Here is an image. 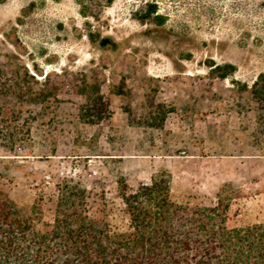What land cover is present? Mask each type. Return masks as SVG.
I'll return each instance as SVG.
<instances>
[{"label": "rangeland", "instance_id": "1", "mask_svg": "<svg viewBox=\"0 0 264 264\" xmlns=\"http://www.w3.org/2000/svg\"><path fill=\"white\" fill-rule=\"evenodd\" d=\"M256 82L264 0H0V190L43 231L84 188L124 232L119 182L165 170L176 203L213 205L224 186L228 227L263 223ZM97 96L104 118L86 123Z\"/></svg>", "mask_w": 264, "mask_h": 264}, {"label": "trees", "instance_id": "2", "mask_svg": "<svg viewBox=\"0 0 264 264\" xmlns=\"http://www.w3.org/2000/svg\"><path fill=\"white\" fill-rule=\"evenodd\" d=\"M154 10L148 6L145 16ZM257 86L253 94L264 102ZM88 102L82 119L101 121L100 97ZM172 111H163L161 119ZM170 182L165 170L133 191L119 182L129 217L124 232L111 230L103 208L90 211L92 202L84 188L72 186L60 195L54 222L43 231L35 230L0 190V264H264V222L228 227L231 198L224 196V186L215 204L190 205L172 199Z\"/></svg>", "mask_w": 264, "mask_h": 264}, {"label": "flooded vegetation", "instance_id": "3", "mask_svg": "<svg viewBox=\"0 0 264 264\" xmlns=\"http://www.w3.org/2000/svg\"><path fill=\"white\" fill-rule=\"evenodd\" d=\"M100 44H101L102 46L107 45V44H111V46H114V44L111 43L110 40H108V39H103V40H101V41H100Z\"/></svg>", "mask_w": 264, "mask_h": 264}]
</instances>
